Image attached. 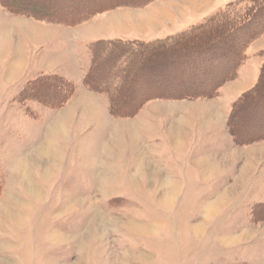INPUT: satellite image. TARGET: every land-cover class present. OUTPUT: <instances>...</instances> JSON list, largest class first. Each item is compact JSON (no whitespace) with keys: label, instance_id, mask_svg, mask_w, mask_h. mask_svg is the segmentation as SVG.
Returning <instances> with one entry per match:
<instances>
[{"label":"rangeland","instance_id":"374dc122","mask_svg":"<svg viewBox=\"0 0 264 264\" xmlns=\"http://www.w3.org/2000/svg\"><path fill=\"white\" fill-rule=\"evenodd\" d=\"M5 1L43 25L60 22L38 6L69 3ZM86 1L73 0L70 9ZM113 2L102 10L133 8L123 25L132 39L90 44L83 75L62 103L69 80L43 71L49 57L43 60L39 32L26 50L30 60L15 71L3 60L16 42L0 44V264H264V190L196 183L165 141L173 120L193 136L212 109L233 147L264 142L250 130L264 122V103L250 94L264 69V0ZM247 66L257 76L243 89L234 82ZM89 70L102 91L86 85ZM62 84L58 100L53 91ZM77 86L86 92L75 105ZM133 104L129 115L110 109ZM237 153L221 155L220 173L239 170Z\"/></svg>","mask_w":264,"mask_h":264},{"label":"crops","instance_id":"0c3cea01","mask_svg":"<svg viewBox=\"0 0 264 264\" xmlns=\"http://www.w3.org/2000/svg\"><path fill=\"white\" fill-rule=\"evenodd\" d=\"M129 10L131 11L133 8L119 7L102 11L101 13L91 16L83 23L68 26L61 23L43 25L42 23L33 21L32 18H29L26 15L21 17V14L11 13L3 6H0V44L5 46L7 42L10 43L12 37L16 42L14 45L7 46L8 48L4 49V53L7 51L9 56L4 58L3 61H7V64L9 62L12 63L14 65L13 71H15L17 67L23 66V62L30 60V52L26 50L34 45L32 42H35L34 39H37L32 37L33 31L34 33L39 32L40 39L38 40H43L44 45L42 50L43 60L48 59L49 57L44 64L47 66L46 68L49 69L44 68L43 71L55 70L54 72L59 76L64 77L71 82H76L78 85V81L83 75L85 62H87L85 54L87 53L90 44L96 41L132 39V33L123 30V25L127 23V18L124 14L127 15L128 12L125 11ZM114 17L119 19L120 26L116 24V22L111 21L114 20ZM4 22H7L6 26H2ZM38 24L43 25V28H38L40 26H38ZM51 29L54 30L53 34L51 33ZM65 29L68 30L67 37L65 35ZM34 35L36 36L38 34ZM36 68L42 69L40 66ZM244 68V70H239L238 77L234 82H237L239 86L246 84L243 89L251 87L257 76V72L254 74L248 66ZM78 87L79 86H77L73 97L69 100L71 104L76 105V103H83L82 99H84L86 90ZM237 89L241 90L242 88L237 87ZM224 90H226V88ZM228 91H230V89L224 91L225 94L228 93ZM230 96L229 98H231ZM228 103L225 104V107L228 106ZM220 118L223 119L221 113L218 111L213 112L211 109L210 113L203 117L204 122L208 119L210 122H208V124L198 123L197 125L200 127L199 131L193 136H191L190 133L191 127H179L175 124V120H173L172 125H169L168 131L166 132L167 138L165 141L168 140L169 142L166 143L169 148L168 152L172 154V157H174V155H182V157L185 158L183 161V165H185L184 168L190 165L189 175L191 174V177H196V183L203 182V184H209L210 182L215 181L213 183H216L217 189L232 187L239 189L240 191H243L244 189L253 190L254 188L264 190V142L246 145L245 147H233L231 141L227 139L226 135L224 136L220 134L222 129L221 125L214 122L219 121ZM192 153H194V155ZM233 153H237V155L242 158L243 164L239 167L238 171H236L234 165L229 171L220 173V157L225 154L229 155ZM192 158H194L193 162ZM196 162L200 163L202 166H198V164H195ZM252 164L255 165L254 169L251 168ZM184 172L188 173V170H185ZM210 172L213 175H208ZM213 172H215V174Z\"/></svg>","mask_w":264,"mask_h":264},{"label":"trees","instance_id":"16d2710c","mask_svg":"<svg viewBox=\"0 0 264 264\" xmlns=\"http://www.w3.org/2000/svg\"><path fill=\"white\" fill-rule=\"evenodd\" d=\"M71 1H73V0H69V3H64L63 1L57 2V4L55 5V8H51V10H49V7H47L46 5L45 6L41 5V6H38V7H39V9H41L43 11L44 14L54 15L57 18L55 21L60 22V23L67 22V24H72V23H75V22L76 23L77 22H80V21H82L83 19H86V18L88 19L91 16L99 13L100 11L101 12L104 11L102 9H104L107 6H109L110 4L113 5L112 3H115V2H113V0H108V3L105 0H87L88 2L86 1V3H83V4L80 3L78 6H76V7L74 6L75 9L74 8L73 9H70V7H73V6H71V5H73V2H71ZM145 3L146 2H144V4ZM0 5L3 6L5 9H7L8 11H10L12 13H15V14H23V15H26V16L27 15L28 16H32L34 14L32 11H29V10H20L19 8L15 7L14 4L8 3L5 0H0ZM23 9H26V8H23ZM43 15H42V17H44ZM214 24L216 25L217 23H214ZM219 24H222V23H219ZM201 39H202V37L199 40L197 38L193 37V38L190 39V41L193 40V41H196V42L199 43ZM94 44L95 43H92V45H94ZM233 68H234L233 65L231 66V65L228 64V69H230V71H232ZM231 73H232V75H234V72L233 71ZM88 74L90 76V79L87 80L86 85L88 87H91L92 89H95L96 91H102V88H100V87L98 88L97 87L98 82H97V79L95 78V77H97V75L94 76L93 74H91V70H89L87 72V75ZM65 82H67L70 85L69 86L70 87V90H68L67 93H64L63 94V96L61 97V103L63 102V100H66L69 97V95L75 89V85H74L73 82H71V81H65ZM186 82H189L190 83V81H186ZM142 83H144V81H142ZM189 83L187 85H184V86L179 87V88H182V90L185 91V90H187V87L186 86H188ZM262 83L264 84V69H263V71H261V74H260V77L258 79L257 84H255V86H253L252 91L250 92V94L252 93V95H254V97L258 95L257 99L260 100L259 101L260 103L261 102L264 103V90H263L264 85ZM120 84L122 85L123 83H120ZM63 86H64V84H62L60 87H58L57 89H55L53 91L54 95H56L55 98H57L58 100H60L59 95H61V93L65 92V91H61L62 89H65L64 88L65 86L64 87ZM190 86L188 87L189 88L188 90H190V93H191V94H189V97H196L198 94L196 95L195 93H192V91L196 90L197 88L190 89ZM207 88H206L207 89L206 92L208 91V93H209V91H210L209 90V86H207ZM116 90L118 91V88ZM156 90H157V88H156ZM199 90L202 91L199 94L204 93V91H203L204 89L203 88L202 89H199ZM179 91H180V89H179ZM141 93L142 94H144V93L145 94H149L148 90H146V89L143 90V91H141ZM151 93L152 94H155L156 92L153 93L151 91ZM157 94L158 95H162V93H157ZM125 97L128 98L127 95H125ZM57 103H58V101H57ZM111 106H113V102H112V105ZM137 107L138 106L136 104H133L130 110H128V109L127 110H118V109H112V107H110V109L116 115H118V114L129 115V114L133 113L136 110L135 108H137ZM257 123H259V122H256L255 125H257ZM259 124L256 126L255 129H253V128L251 129L250 128V130H254L255 133L264 134V126H263L264 125V122H262V120H261ZM242 129H244V128H242ZM245 130H246V133H243L242 135H245L246 136L247 133H250L251 132V131H249V127H247V125H245ZM236 137H237V142H239V143L246 141L245 139L244 140L243 139H240L239 136H236ZM258 137L259 138H264V136H258ZM255 138H253V140H251V141L257 140ZM249 141H250V139H249Z\"/></svg>","mask_w":264,"mask_h":264},{"label":"bare ground","instance_id":"6f19581e","mask_svg":"<svg viewBox=\"0 0 264 264\" xmlns=\"http://www.w3.org/2000/svg\"><path fill=\"white\" fill-rule=\"evenodd\" d=\"M196 1H197V0H191L190 4L193 5V3H196ZM51 150H52V151H51ZM51 150H50V151H51L52 153L55 151L54 149H51ZM43 152H44V151H43ZM55 152H56V151H55ZM43 155H44V154H43ZM46 171H47V170H46ZM25 181H26V180H25ZM164 185L170 188L171 181H170L169 179H165ZM25 187L28 188V189H31V188H32L31 182H30V183L28 182V183L26 184ZM171 193H172V190H169V191H167L166 194H164V196H165V197H170Z\"/></svg>","mask_w":264,"mask_h":264}]
</instances>
